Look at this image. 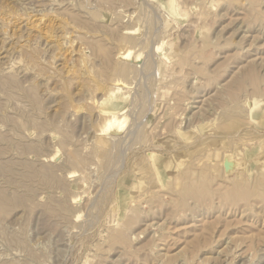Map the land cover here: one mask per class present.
Listing matches in <instances>:
<instances>
[{
	"label": "rangeland",
	"instance_id": "374dc122",
	"mask_svg": "<svg viewBox=\"0 0 264 264\" xmlns=\"http://www.w3.org/2000/svg\"><path fill=\"white\" fill-rule=\"evenodd\" d=\"M0 72V264H264V0H0Z\"/></svg>",
	"mask_w": 264,
	"mask_h": 264
},
{
	"label": "bare ground",
	"instance_id": "6f19581e",
	"mask_svg": "<svg viewBox=\"0 0 264 264\" xmlns=\"http://www.w3.org/2000/svg\"><path fill=\"white\" fill-rule=\"evenodd\" d=\"M101 1H102V0H101ZM127 1H128V0H127ZM129 1H130V0H129ZM111 3H112V2H111ZM114 3H115V2H114ZM115 4H116V3H115ZM107 5H108V4H107ZM172 12H175V11L172 9ZM18 15H19V14H18ZM25 16H26V15H25ZM31 16H32V15H31ZM18 17H19V16H18ZM18 17L15 18V19L17 20ZM20 17H21V16H20ZM27 17H28V16H27ZM27 17H26V18H27ZM26 18H24V19L26 20ZM73 18H74V17H73ZM28 19H29V18H28ZM28 19H27V21H29ZM31 20H32V19H30V22H31ZM76 21H77V19H76ZM78 21H79V20H78ZM32 22H34V21H32ZM28 23H29V22H28ZM62 23H63V22H62ZM80 23H81V21H80ZM85 23H87V22L85 21ZM85 23H84L83 25H85ZM26 25H27V24H26ZM78 25H79V24H78ZM88 25H89V23H88ZM28 26H29V25H28ZM79 26H80V25H79ZM65 27H66V26H65ZM61 28H62V27H61ZM63 28H64V26H63ZM92 28H93V27H92ZM119 29H120V28H119ZM65 30H67V29H65ZM65 30L63 29V30H60V31H61V32H62V31L65 32ZM109 31H110V30H109ZM111 31H112V30H111ZM55 32H56V30H55ZM97 32H99V31H97ZM52 33H53V31L51 32V34H52ZM59 33H60V32H59ZM111 33H113V32H111ZM117 33H120V32L118 31ZM132 33H133V32H130L128 35L134 36V35H133L134 33H133V34H132ZM53 34H54V33H53ZM53 34H52V36H53ZM60 34H61V33H60ZM65 34H66V32L64 33V35H65ZM104 34H105V33H104ZM55 35L58 36L57 32H56V34H54V36H55ZM64 35H63V36H64ZM110 35H111V34H110ZM54 36H53V37H54ZM60 36H61V35H60ZM60 36H59V37H60ZM66 36H67V34H66ZM66 36H65V37H66ZM55 37H56V36H55ZM110 37H111V36H110ZM50 38H51V37H50ZM62 38H64V37H62ZM65 39H67V38H65ZM93 39H94V38H93ZM130 39H131V38H130ZM55 40H57V39H55ZM59 40H60V38H59ZM58 42H59V41H58ZM66 42L68 43V41H66ZM69 42H70V41H69ZM89 42H90V41H89ZM100 42H101V41H100ZM100 42H99V43H100ZM102 42H103V41H102ZM55 43H56V41H55ZM59 43H60V42H59ZM59 43H58V44H59ZM51 44H52V43H51ZM90 44H91V43H90ZM106 44H107V43H106ZM54 45H55V44H53V46H54ZM56 45H57V43H56ZM97 45L99 46V44H97ZM103 45H104V44H103ZM109 45H110V44H109ZM114 45H115V43H114ZM137 45H138V44H137ZM140 45H141V44H140ZM59 46H60V45H59ZM95 46H96V45H95ZM95 46H94V47H95ZM98 46L95 48L96 51H97V52H96V55H97V53H99V56L101 55V56L103 57L102 60H103V59L105 60V63H104V64L106 65V67H107V68H111V69H113V71L116 72L115 75H116V74H117V75H121V76L124 75V74H125L124 71H123L122 69H119V67H118L116 64H114V61H112V58H113V57H112V53H111L112 51L110 52V50H108V47H109V46L106 47L107 49H106V48H103V46H102V47H98ZM106 46H107V45H106ZM112 46H113V45H112ZM57 47H58V46H57ZM21 48H22V47H21ZM21 48H20V49H21ZM91 48H92V47H91ZM110 49H111V47H110ZM128 49L130 50V48H128ZM128 49H127V51H129ZM18 50H19V49H18ZM94 51H95V50H94ZM132 51H133V50H132ZM38 52H39V51H38ZM33 53H34V51L32 52V54H33ZM36 53H37V51H36ZM94 53H95V52H94ZM28 54H29V52H28ZM32 54L30 53L29 55L32 56ZM26 55H27V54H26ZM34 55H35V53H34ZM34 55H33V56H34ZM39 55H41L40 52H39ZM96 55H95V56H96ZM119 55H120V58L123 59V61H124L126 58H128V55H129V54H128L126 51H124V52L120 53ZM125 55H126V58H125ZM30 56H29V57H30ZM36 56H38V55H36ZM36 56H35V57H36ZM101 56L98 57V58L101 59ZM39 57H40V56H39ZM39 57H38V58H39ZM31 58H34V57H31ZM31 58H30V59H31ZM36 59H37V58H36ZM102 60H101V61H102ZM104 60H103V61H104ZM113 60H114V59H113ZM30 61H31V60H30ZM33 63H34V62H33ZM102 63H103V62H102ZM37 65H38V64H37ZM13 66H15V65H13ZM135 66H136V65H135ZM103 67H104V66H103ZM132 67H133V66H132ZM137 67H138V66H137ZM107 68H106V69H107ZM5 69H6V68H5ZM8 69H9V68H8ZM15 69H16V68H15ZM30 69H31V68H30ZM104 69H105V67H104ZM106 69H105V70H106ZM1 70H2V69H1ZM10 70L14 71V70L12 69V66H11V68L8 70V72H9ZM28 70H29V69H28ZM43 70H44V68L42 69V71H43ZM105 70H104V71H105ZM12 71H11V72H12ZM15 71H16V70H15ZM26 71H27V70H26ZM104 71H103V72H104ZM3 72H4V71H3ZM11 72H9V73H11ZM18 72H20V71H18ZM43 72H44V71H43ZM15 73H16V72H15ZM21 73H22V72H21ZM104 73H106V72H104ZM107 73H108V72H107ZM107 73H106V74H107ZM0 74H1V72H0ZM11 74H12V73H11ZM11 74H10V77H2V75H1V77H0V83H1L2 85H4L5 87H7L8 89H10V91L12 92V91L17 90V89H19V88H17V87H18V84H17V81H16V79H18V78H17V77L14 78V76H13V78H12ZM19 74H20V73H19ZM4 75H5V74H4ZM13 75H14V74H13ZM109 75H110V74H109ZM7 76H8V75H7ZM15 76H16V74H15ZM105 76H106V75H105ZM122 77H123V76H122ZM118 78H119V76H118ZM118 78L114 81L116 86L122 85V83H123V82H122L120 79H118ZM20 81H21V80H20ZM18 83H19V82H18ZM20 84H21V83H20ZM2 85H1V87H2ZM36 85H37V84H36ZM19 87H20V86H19ZM30 87H31V85H30ZM35 87H36V86H34L33 88H35ZM22 88H23V86H22ZM31 88H32V87H31ZM26 89H29V88L26 87ZM26 89H25V90H26ZM89 89H90V88H89ZM1 90H2V89H1ZM3 90H5V89H3ZM31 90L35 91L36 88H35V90H34V89H31ZM20 91H22V90H19V93H20ZM28 91H29V90H28ZM28 91H27L26 93L24 92V93H25V96L28 97V99H29L28 102H30V103H31L33 106H35V108H36V105H38L39 103L37 104L38 101H37V98H36V96H35V92H29V93H28ZM91 91H92V90H91ZM7 92H8V91H7ZM7 92H6L5 94H7ZM15 93H17V92H15ZM15 93L13 92V94H15ZM19 93H18V95H19ZM8 94H9V93H8ZM8 94H7V95H8ZM3 95H4V94H3ZM15 95H17V94H15ZM18 95H17V96H18ZM21 95H22V92H21ZM21 95H20V96H21ZM11 96H12V95H10V99H11ZM25 96H24V97H25ZM2 97H3V96H2ZM4 97H5V96H4ZM14 97H15V96H14ZM21 98H22V97H21ZM6 99H7V98H6ZM24 99H26V98H24ZM2 100H3V99H2ZM11 100H12V99H11ZM106 100H109V98H107ZM3 101H4V100H3ZM26 101H27V100H26ZM22 102H23V101H22ZM108 102H109V101H108ZM108 102H104V104H103L104 106H103V110H102V111H105V112H106V113L103 114V115H104L105 120H106V122H107V128H108L110 131H113L114 133H116V132L120 131L121 127H119L118 117L116 116V114H115V113H112V112H110L108 109H106V104H107ZM30 103H29V104H30ZM2 104H3V103H2ZM25 104H26V103H25ZM66 104H68V103H66ZM22 105H23V104H22ZM32 105H29V106H32ZM26 106H28V105L26 104ZM33 106H32V107H33ZM65 106H66V105H65ZM19 107H20V106H19ZM66 107H67V106H66ZM0 108H1V107H0ZM25 108H27V107H25ZM25 108H24V109H25ZM3 109H4V107H3ZM3 109H2V111L4 112L5 109H4V110H3ZM10 109H11V108H10ZM20 109H21V108H20ZM26 110H27V109H26ZM0 111H1V110H0ZM2 111H1V112H2ZM5 111H6V110H5ZM32 111H33V110H32ZM35 111H36V110H35ZM40 111H41V110H40ZM3 112H2V113H3ZM6 113H7V112H6ZM28 113H29V112H28ZM35 113H36V112H35ZM23 114H24V113H23ZM32 114H33V113H32ZM32 114H31V115H32ZM36 114H37V113H36ZM1 115H2V114H1ZM33 115H34V114H33ZM24 116H25V115H24ZM2 117H3V116H2ZM10 118H11V117H10ZM24 118H25V117H24ZM31 118H32V116H31ZM2 120H3V119H2ZM40 120H41V119H40ZM50 120H51V119H50ZM4 121H5V120H4ZM41 121H42V120H41ZM17 122H18V120L16 121V123H17ZM31 122L34 123L35 121H31ZM48 122H49V121H48ZM3 123H4V122H3ZM22 123H23V122H22ZM22 123H21V124H22ZM13 124H14V123H13ZM23 124L26 125V124H25V121H24ZM39 124H41V122H40ZM48 124H49V123H48ZM7 125H8V124H7ZM7 125H6V126H7ZM9 125H10V124H9ZM17 125H18V123H17ZM32 125H33V124H32ZM4 126H5V125H4ZM10 126H11V125H10ZM20 126H21V125H20ZM38 126H39V125H38ZM41 127H42V124H41ZM11 128H12V127H11ZM14 128H15V127H14ZM38 128H40V127H38ZM43 128H44V127H43ZM47 128H48V127H47ZM8 129H9V128H8ZM12 129H13V128H12ZM17 129H19V128H17ZM3 130H4V129H3ZM11 131H12V130H11ZM13 131H14V130H13ZM45 131H46V129H45ZM16 132H17V131H16ZM42 132H43V131H42ZM9 134H10V132H9ZM15 134H16V133H15ZM10 136H11V135H10ZM12 136H13V135H12ZM12 136H11V137H12ZM12 142H13V141H12ZM111 144H113V143H111ZM14 145H15V144H14ZM35 146H36V145H35ZM112 146H114V145H112ZM29 147H30V146H29ZM10 148H11V147H10ZM32 148H33V147H32ZM30 149H31V147H30ZM21 150H22V149H21ZM41 150H42V149H41ZM37 151H38V150H37ZM3 152H4V151H3ZM75 153H76V152H75ZM5 154H6V153H5ZM109 154H111V153H109ZM109 154H108V155H109ZM6 155H7V154H6ZM76 156H77V155H76ZM109 156L111 157V155H109ZM78 157H81V156L78 155ZM108 158H109V157H108ZM111 158H112V157H111ZM6 159H7V158H6ZM12 159H13V158H12ZM7 160H8V159H7ZM71 160H72V159H71ZM79 160H80V159H79ZM82 160H83V157H82L81 161H82ZM109 160H110V159H109ZM228 160H229V159H228ZM27 161H28V160H27ZM72 161H73V160H72ZM72 161H70V162H72ZM226 161H227V160H226ZM226 161H225V162H226ZM20 162H21V161H20ZM77 162H78V161H77ZM225 162H223V163L225 164ZM228 162H229V168H228L229 171H228V173H230V172H232V169H234V165L230 162V160H229ZM0 163H2V162H0ZM23 163H24L23 161H22V163H19V164L17 163V166H16V167H18V165L22 166ZM5 164H6V163L4 162V165H5ZM8 164H9V163H8ZM8 164H6V165H7V168H8ZM13 164H14V163H13ZM13 164H12V166L15 167L16 163H15V165H13ZM21 164H22V165H21ZM80 165H81V164H80ZM80 165H79V166H80ZM1 166H2V164L0 165V167H1ZM33 166H34V165H33ZM81 166H82V165H81ZM81 166H80V167H81ZM30 167H32V166H30ZM30 167H29V168H30ZM38 167H39V166H38ZM77 167H78V166H77ZM19 168H21V167H19ZM22 168H23V167H22ZM22 168H21V169H22ZM4 169H6V168L4 167ZM10 169H11V166H10ZM13 169H14V168H13ZM13 169H12V170H13ZM16 169H17V168H16ZM27 169H28V168H27ZM45 169H46V168H45ZM6 170H8V169H6ZM17 170H18V169H17ZM22 170H23V169H22ZM29 170H30V169H29ZM14 171H15V169H14ZM14 171H13V172H14ZM18 172H19V170H18ZM18 172H17V173H18ZM30 172H32V171H29V173H30ZM35 172H37L36 169L34 170V173H35ZM11 173H12V172H11V170H10V175H11ZM17 173L15 172V176L17 175ZM19 173H20V172H19ZM19 173H18V174H19ZM23 173L25 174L24 170H23ZM27 173H28V172H27ZM34 173L32 172V175H34V177H35V174H34ZM24 174L22 175V172H21V175L23 176V178H24ZM36 174H38V172H37ZM19 175H20V174H19ZM21 175H20V176H21ZM38 175H39V174H38ZM45 175H46L45 178L48 179V182L52 181L53 178H51V175H50V174H45ZM6 176H7V175H6ZM12 176H14V173H13ZM20 176L17 175L16 177H20ZM16 177H15V178H16ZM28 177H29V176H28ZM36 177H37V176H36ZM42 177H44L43 174L41 175V179H42ZM72 177H73V175H72ZM5 178H6V177H5ZM23 178H20V180L22 179V181H23ZM18 179H19V178H18ZM25 179H26V177L24 178V180H25ZM29 179H31V178H29ZM59 179H60V178H59ZM53 180H54V179H53ZM4 181H5V180H4ZM30 181H33V180H30ZM54 181H55V180H54ZM58 181H59V180H58ZM20 182H21V181H20ZM34 182H35V181H34ZM2 183H3V182H2ZM13 183H14V182H13ZM15 183H16V182H15ZM19 184H20V183H19ZM54 184H55V183H54ZM9 185H10V184H9ZM22 185H23V184H22ZM29 185H30V184H29ZM31 185H32V184H31ZM56 185H57V183H56ZM1 186H2V185H1ZM13 186H14V185H13ZM24 186H25V185H24ZM35 186H36V183H35ZM35 186H34V188H35ZM11 187H12V185H11ZM21 187H22V186H21ZM0 188H1V187H0ZM32 188H33V185H32ZM13 189H14V188H13ZM5 191H6V190H5ZM8 191H9V189H8ZM24 191H25V190H24ZM28 191H29V190H28ZM5 193H6V192H5ZM5 193L3 192L2 189H0V209H1V210L5 209V210H8V211H9V209H11L15 204H17L16 202H18L19 200H18V201H15V198L18 197V196H16V197L14 198V200H12L11 197L8 198V196H6ZM31 193H32V192H31ZM26 195H27V194H26ZM29 195H30V194H29ZM14 196H15V195L13 194V197H14ZM27 198H28V197H27ZM9 199H10V200H9ZM21 199H22V198H21ZM22 200H23V199H22ZM31 200H32V199H31ZM77 200H78V198H75L73 203L76 204V203L78 202ZM24 201H25V199H24ZM32 202H33V201H32ZM20 203H21V202H20ZM25 204H26V202H25ZM61 204H62V203H61ZM22 205H23V202H22ZM34 205H35V204H34ZM69 205H70V204H69ZM20 207H21V205H20ZM31 207H32V206H31ZM34 207H36V206H34ZM21 208H22V207H21ZM48 208H49V207H48ZM48 208H47V209H48ZM64 208H65V206H64ZM32 209H34V208H32ZM44 209H45V208H44ZM11 210H13V209H11ZM22 210H23V208H22ZM54 210H55V209H54ZM54 210H53V211H54ZM67 211H68V210H67ZM67 211H66V212H67ZM49 212H50V211H49ZM66 212H65V213H66ZM55 213H56V212H55ZM55 213H54V214H55ZM57 214H58V213H57ZM68 214H69V213H68ZM2 215H3V214H2ZM58 216H59V215H58ZM65 217H66V216H65ZM65 217H64V218H65ZM25 229H27V228L25 227ZM22 231H23V229H22ZM25 231H26V230H25ZM20 232H21V231H20ZM23 233H24V232H23ZM25 233H26V232H25ZM20 234H21V233H20ZM26 234H27V233H26ZM16 237H18V234H17ZM24 237H26V236L24 235ZM9 238H11V237H9ZM14 238H15V237H14ZM26 240H27V239H26ZM8 241H9V240H8ZM11 241H12V240H11ZM13 241H14V240H13ZM21 242H23V241H21ZM16 245H17V244H16ZM23 245H24V244H23ZM11 246H12V245H11ZM30 246H31V245H30ZM19 247H20V246H19ZM26 249H27V248H26ZM33 257H34V256H33ZM38 258H39V256H38ZM39 260H40V259H39Z\"/></svg>",
	"mask_w": 264,
	"mask_h": 264
}]
</instances>
